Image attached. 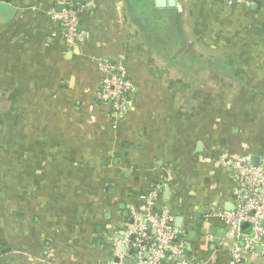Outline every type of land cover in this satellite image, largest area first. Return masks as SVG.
<instances>
[{"label":"crops","instance_id":"obj_1","mask_svg":"<svg viewBox=\"0 0 264 264\" xmlns=\"http://www.w3.org/2000/svg\"><path fill=\"white\" fill-rule=\"evenodd\" d=\"M0 13V264L114 258L133 208L154 190L198 264L236 248L213 208L235 206L229 156L264 163V0H74L83 40L51 10ZM101 59L124 67L132 104L97 100ZM238 264H264V241Z\"/></svg>","mask_w":264,"mask_h":264},{"label":"built area","instance_id":"obj_2","mask_svg":"<svg viewBox=\"0 0 264 264\" xmlns=\"http://www.w3.org/2000/svg\"><path fill=\"white\" fill-rule=\"evenodd\" d=\"M228 3H247L248 0H226ZM83 6L74 0H64L50 14L63 28L66 43L75 48L83 40L80 15ZM102 82L96 98L110 104L118 119L130 110L134 85L124 67L110 59L98 63ZM221 164L231 169L238 181L235 206L232 209L213 208L211 214L224 220L228 234L234 238L236 248L231 264L241 259L240 241L246 249H253L264 241V167L245 157L221 158ZM158 191L145 197L142 204L133 208L124 222L122 238L113 240L111 260L98 264H198L188 252L186 240L176 224L175 213L158 207ZM248 224L244 229L243 225ZM118 259V261L116 260Z\"/></svg>","mask_w":264,"mask_h":264},{"label":"water","instance_id":"obj_3","mask_svg":"<svg viewBox=\"0 0 264 264\" xmlns=\"http://www.w3.org/2000/svg\"><path fill=\"white\" fill-rule=\"evenodd\" d=\"M6 1H11V0H6ZM4 2L3 0H0V13L4 14ZM251 162L254 164H259L260 163V159L258 157H252ZM264 167V163L262 164ZM244 229L248 228V224H244L243 225ZM116 260L118 261V259L116 258ZM125 263L128 264V260H125Z\"/></svg>","mask_w":264,"mask_h":264}]
</instances>
